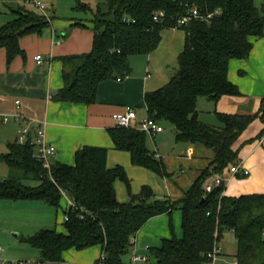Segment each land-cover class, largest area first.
<instances>
[{"label": "trees", "instance_id": "trees-1", "mask_svg": "<svg viewBox=\"0 0 264 264\" xmlns=\"http://www.w3.org/2000/svg\"><path fill=\"white\" fill-rule=\"evenodd\" d=\"M13 2L17 0H0ZM25 2V1H24ZM25 5H11L14 17L0 25V47L7 50L10 63L23 54L20 40L29 34L41 35L50 27L45 15ZM197 8L200 16L179 24L178 20ZM76 8L93 15L94 41L90 51L60 57L64 85L54 98L73 103H93L102 80L124 78L131 73L130 56L155 50L166 28L186 33L185 45L170 80L145 93L147 116L175 127V138L201 143L214 151L209 166L202 170L181 201L157 199L150 185H143L130 200L117 198L115 181L130 189L125 168L107 165L108 148L84 145L74 154V163L60 161L50 168L35 153V143L19 140L0 153L11 175L0 180V199H37L59 208L64 196L75 203L63 207V229L45 228L25 239L40 251L48 263L64 261L65 251L99 245L106 264H123L122 255L132 247V238L154 216L182 211V234L173 233L150 254L159 264H207L212 251L227 231L237 240V264H264V193L225 195L226 182L206 191L204 183L214 173L228 176L241 162L235 148L241 134L262 112L264 97L255 113L216 112L220 124L199 118L200 96L218 101L225 95L241 96L239 87L228 78L233 58L247 59L253 49L251 37L264 36V3L255 0H105L94 11L77 0ZM157 15V19H155ZM114 146L131 153L132 162L159 175H167L164 163L147 146V133L138 128L109 129ZM264 135V129L257 135ZM254 139V138H252ZM250 139L249 141H251ZM238 177L246 175L237 174ZM24 180H35L30 185Z\"/></svg>", "mask_w": 264, "mask_h": 264}, {"label": "crops", "instance_id": "crops-1", "mask_svg": "<svg viewBox=\"0 0 264 264\" xmlns=\"http://www.w3.org/2000/svg\"><path fill=\"white\" fill-rule=\"evenodd\" d=\"M48 1L52 17L50 27L41 35L29 34L22 37L20 44L23 54H18L9 63L6 48L0 47V153L8 151L9 143L19 140L21 124L28 125L33 133L42 128L46 142L56 146L55 154L50 157L51 163L60 161L73 164L75 151L84 145L107 147V165H122L130 180V189L123 180L115 181L120 201H129L131 193H139L143 185H150L157 199L181 201L202 170L209 166L214 151L201 143L178 141L175 137L172 141V134L166 135L165 128L159 133L147 134L148 148L155 153V157L163 161L168 172L162 176L147 167L134 164L129 151L116 149L109 129L117 126L113 114L124 112L127 107L134 108L139 119L147 116L145 93L164 86L170 80L185 45V31L178 27L166 28L162 31V39L155 50L147 54L131 55L130 75L102 80L97 88L95 102L87 104L58 101L54 94L64 85V66L60 57L90 51L94 41V23L93 15L86 14L89 11L76 8L77 1L71 6L72 11L61 16L58 10H62V7L58 0ZM8 3L4 2L5 12H9L12 17L14 14L11 5H25L23 0ZM4 23L1 22L0 25ZM251 40L253 49L250 56L247 59L233 58L229 62L228 78L239 87L242 95H225L218 101L200 96L197 108L203 122L220 124L216 112L255 113L260 110L264 97V36L251 37ZM39 54L43 57L42 63H38L36 59ZM203 97L207 101H203ZM17 100L20 103H16ZM141 107L146 111L145 116L140 113ZM15 112L23 116L20 122L13 117L4 121L5 113ZM261 115L262 112L235 144V148H240V164L248 174L246 177H238L232 173L229 177L223 175L226 178L225 195L264 193V135L256 138L264 129ZM137 122L138 120L134 126H137ZM160 124L165 126L163 122ZM250 139L252 140L249 141ZM169 141L171 145L166 144ZM37 151L38 145L35 144V153ZM10 175L8 164L0 160V180L7 179ZM68 199V196L62 198V208L37 199H0V256L37 259V256L23 254V251L16 248L11 249L10 246L16 245L18 241L10 239V232L18 229L32 236L41 229L51 228L53 225L58 227L59 223H63L61 211L63 212V207H67ZM173 233L178 236L182 234V211L179 207L172 214H160L147 221L137 232L133 246L138 253L149 256V261L143 264H159L150 254V247L159 246L162 239L171 237ZM14 234L18 237L21 235L20 232ZM235 242L233 262L237 252L236 237ZM93 247H98L99 252L101 251L99 245ZM223 254L222 252L217 257L215 264L228 263ZM95 255L89 248L80 251L71 248L64 252L63 262L50 263L76 264L74 261H84L93 264Z\"/></svg>", "mask_w": 264, "mask_h": 264}, {"label": "built area", "instance_id": "built-area-1", "mask_svg": "<svg viewBox=\"0 0 264 264\" xmlns=\"http://www.w3.org/2000/svg\"><path fill=\"white\" fill-rule=\"evenodd\" d=\"M29 4H31L35 9L41 12L43 15L47 17V19L51 22L52 17L50 14V3L48 0H23ZM200 13L197 8L193 7L190 9L189 14L185 15L184 17L178 20L179 24H184L188 22L192 17H198ZM157 15H155V19H157ZM36 59L38 63H42V55H37ZM120 79V78H119ZM16 103H20L19 100ZM10 117L15 118L18 122L22 120V115L19 112H15L13 114L5 113L3 115L4 121H7ZM113 118L116 121L117 126H122L126 128H138L147 134H156L164 130V127L154 118L146 116L142 119L138 118V114L134 108L127 107L124 112L115 113L113 114ZM138 120L137 126H134L135 121ZM28 140L33 141L35 144L38 145V151L36 155L43 161L44 166L50 168L51 162L50 157L53 156L56 152V146L50 143H47L45 140V132L42 128L37 129L34 133L31 131L28 125H20L19 128V141L22 143L27 142ZM231 173L233 175L242 174L247 175L248 171L243 169L242 165L239 163L231 167ZM226 182V178L221 174H213L209 178L206 179L204 183V187L206 191H212L213 188L217 185ZM74 207L75 203L68 199L67 207ZM67 218V215L64 216ZM136 242V236L132 238V247ZM134 248V247H133ZM131 250L132 256V264L136 263H147L149 261V256L146 254H140L134 248ZM2 247L0 245V251ZM222 253V247L220 246L219 242L215 244L212 251L208 253V262L207 264H215V261L219 255ZM106 256L104 252H101L100 256L96 259L94 264H106L105 263ZM46 261L41 259H20V258H2L0 256V264H46ZM233 264H237V260L233 262Z\"/></svg>", "mask_w": 264, "mask_h": 264}, {"label": "rangeland", "instance_id": "rangeland-1", "mask_svg": "<svg viewBox=\"0 0 264 264\" xmlns=\"http://www.w3.org/2000/svg\"><path fill=\"white\" fill-rule=\"evenodd\" d=\"M76 1L77 0H58V3L60 4V6L62 7V10L59 9L58 10V13L60 12V16L61 15H64L66 13H69L71 10V6L76 4ZM81 2H84V3H87L94 11L98 8V5L102 4L105 2V0H79ZM7 4H9L8 2H6ZM255 3L260 6L261 4L264 3V0H255ZM27 7H30V8H33L30 4H26ZM6 5H4V2H1L0 1V23L1 22H6L10 19H12V15L9 14V12H5L6 10ZM7 11H9L7 9ZM73 12L77 13V14H82V12L80 11H74ZM86 14H89V15H92V13L89 11L88 13ZM59 15V14H58ZM203 101H207L205 100L206 98L203 97L202 98ZM140 110V113L142 114V116L144 115L145 116V113L146 111L144 110L143 107H141ZM163 124L165 126H163L165 128V132H166V135L169 136V133L170 135L172 134V141H174V137H175V127L174 125L169 122L168 120H164L163 121ZM171 141V140H170ZM169 141V143L166 142V144L168 145H171V142ZM6 152V151H4ZM3 152V153H4ZM5 162V161H4ZM3 165V164H2ZM25 183L27 184H30V185H36L38 184L37 181L35 180H24ZM62 213V218L64 220V214L63 212L61 211ZM56 225H53V227L51 228H55ZM58 230H62L63 229V225L61 223L58 224V227H56ZM14 232H20L21 235L18 237V236H15ZM10 239L13 241V240H17V244L16 245H11L10 248L11 249H14L16 248L17 250H20V251H23L22 253L23 254H26L28 253L29 255H34V256H37V259L40 258V251L38 248L32 246L25 238L26 237H29L27 235V232L26 231H20L18 229H14L10 232ZM219 244L220 246L222 247V252L226 255L227 257V260H228V263L227 264H231L234 260V256L232 254H234L235 250H236V242H235V236L234 234L231 232V231H227L223 237L221 238V240L219 241ZM89 249H91L92 252H94L95 255V259H97L101 252H99V249L98 247H90ZM131 250L130 249L128 252H126L125 254L122 255V261H123V264H132V256H131ZM39 251V252H38ZM92 254V253H91ZM141 254V253H140ZM223 254V255H224ZM72 255H70L71 257ZM221 257V256H220ZM28 259H31V258H28ZM95 259H93V264L95 263ZM69 262V261H68ZM70 262H73V261H70ZM76 264H87V263H84L83 262H80V261H74ZM46 264H51V263H46ZM70 264V263H69ZM136 264H143V263H136Z\"/></svg>", "mask_w": 264, "mask_h": 264}]
</instances>
